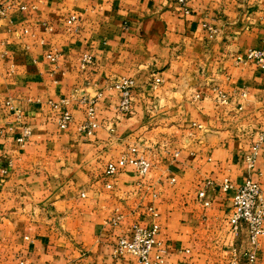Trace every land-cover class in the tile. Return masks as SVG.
Returning <instances> with one entry per match:
<instances>
[{"label": "crops", "instance_id": "1", "mask_svg": "<svg viewBox=\"0 0 264 264\" xmlns=\"http://www.w3.org/2000/svg\"><path fill=\"white\" fill-rule=\"evenodd\" d=\"M17 3L0 17V264H133L115 244L153 222L169 264H246L222 186L251 178L264 197V70L237 61L264 52V0ZM132 149L147 175L106 177ZM256 249L264 264V236Z\"/></svg>", "mask_w": 264, "mask_h": 264}, {"label": "built area", "instance_id": "2", "mask_svg": "<svg viewBox=\"0 0 264 264\" xmlns=\"http://www.w3.org/2000/svg\"><path fill=\"white\" fill-rule=\"evenodd\" d=\"M18 0H9L6 3L0 2V17H4L7 11L11 7H18L20 11L27 10V7L17 3ZM179 4L185 6L187 0H177ZM74 20L72 18L69 23ZM242 60V57L238 58ZM244 59L254 61L255 64L264 70V52L261 51H248ZM92 62V58L88 55H84L81 60V67L84 69L88 64ZM159 81V80H157ZM133 83L129 80H124L117 87L121 93L120 108L127 110L130 105V90ZM11 109L13 107L7 104ZM72 122V116L68 110H63L60 116V127L66 128ZM97 127L95 123V112L93 108H88L86 111V122L82 127V130L90 135L92 131ZM30 135L29 128H25L23 136L18 139L19 143H24L25 138ZM131 153L133 158H122L116 163H109L106 166L105 176L109 178L116 177L126 166H133L140 177H145L150 169V164L143 158L136 157V150L132 149ZM253 167V164L251 165ZM110 187V186H109ZM222 190L224 192H233V208L232 214L228 220V225L231 232H238L241 227H245L248 232V238L250 243V250L243 253L246 264H255L257 262V244L259 238L264 236V197L260 188V185L248 178L242 185L235 187L228 180H225ZM199 199L203 201L205 206H208V202L205 200V193L199 194ZM149 212L153 218H157V213L154 209L150 208ZM160 233V226L157 222H153L150 227L145 228L141 226H135L130 239L121 237L117 240L114 247V254L116 257L130 256L134 259L133 264H169L161 245L157 241V237ZM233 255L235 258L231 264H240L237 260V252L234 250ZM19 264H23L20 262Z\"/></svg>", "mask_w": 264, "mask_h": 264}, {"label": "rangeland", "instance_id": "3", "mask_svg": "<svg viewBox=\"0 0 264 264\" xmlns=\"http://www.w3.org/2000/svg\"><path fill=\"white\" fill-rule=\"evenodd\" d=\"M250 51V50H249ZM254 51H257V50H254ZM262 52V51H261ZM244 60H246L247 62H251V63H254L255 64V62L254 61H251V60H247V59H244V57L242 58V60H237L238 62H243ZM255 65H257V64H255ZM128 110V109H127ZM127 110H125V111H127ZM124 111V110H123ZM85 122H86V114H85V121H84V123H83V125L85 124ZM95 123L97 124V120H96V117H95ZM83 125L81 126V128H80V132L82 133V134H86L83 130H82V127H83ZM97 127H98V125H97ZM97 127L92 131V133L91 134H93V132L97 129ZM90 134V135H91ZM87 136H90V135H88V134H86ZM252 164H254V159H251L250 160V166L252 165ZM251 168H253L252 166H251ZM256 182V181H255ZM260 185V184H259ZM260 188H261V186H260ZM261 191H262V189H261ZM263 194V193H262Z\"/></svg>", "mask_w": 264, "mask_h": 264}]
</instances>
